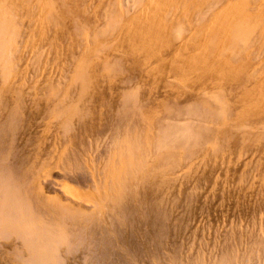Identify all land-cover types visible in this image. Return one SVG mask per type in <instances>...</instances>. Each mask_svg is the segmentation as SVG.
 I'll use <instances>...</instances> for the list:
<instances>
[{
    "label": "rangeland",
    "instance_id": "1",
    "mask_svg": "<svg viewBox=\"0 0 264 264\" xmlns=\"http://www.w3.org/2000/svg\"><path fill=\"white\" fill-rule=\"evenodd\" d=\"M55 1L67 11L45 39L52 29L58 42L32 38L26 6L0 48V264H264V27L246 22L250 40L222 49L223 64L246 58L215 75L217 91L236 90L223 120L200 94L214 54L192 73L191 49L130 38L81 67L75 22L102 18L108 1Z\"/></svg>",
    "mask_w": 264,
    "mask_h": 264
},
{
    "label": "bare ground",
    "instance_id": "2",
    "mask_svg": "<svg viewBox=\"0 0 264 264\" xmlns=\"http://www.w3.org/2000/svg\"><path fill=\"white\" fill-rule=\"evenodd\" d=\"M90 1H92V3H94L96 0H90ZM102 1H103V3L108 1L107 2L108 9H106L107 11H106V13L104 12V15L102 14L103 15L102 18H96L95 20L92 19L93 20L92 21V20H89V19L87 20V18H88L87 17V18H85L86 21L84 19L83 23H82L81 19H80L81 22H78V21L75 22V24L78 25L77 26V33H78L79 36L81 35V38H82V41H83L82 44L84 45V49H85L84 50L85 57H82L83 64L82 63L80 64L81 67H82V65L87 64V62L90 61V59H92V57H96V54H97L96 51L99 50V49L101 50L103 43L105 44L103 47H108V46H106L107 42L113 43V46H114L115 44L119 45V43H121V42H128V41H130V38H132L131 39V43L134 42L135 44H139V45H137V47H139L142 44L145 45V43H147V42L150 43V41H151V43H152V41L154 43L156 40H159V38L162 40V37H164L165 40L164 39L163 40L165 41L164 43L166 44V49L171 54L173 53V55L176 52V51H174V47L175 46H177L179 49L184 47V46H185L184 48L191 49V51L189 50V53L186 52V55H183V53L179 50L180 51V55L182 53V55L184 57L182 56L183 57V59H181L182 61L181 60L178 61L179 65H180V61H181L183 63V64L181 63L182 66L184 65L185 68L190 69L191 70L190 72H192L193 70H195V72H196V70H200L201 71L202 68L200 66H202V65L200 63H201V60L203 59V58L201 59V56L212 57V55L214 54L213 57H215V59L212 58L213 61H211L212 62L211 66L209 65L210 68L206 69L207 71L205 73H203L204 75H206L205 79L207 78L206 80H208V78H209L210 82L205 85L204 81H202L203 88L202 87L201 88L203 90H202V93H200V94H203L204 91H208L211 94L210 98H211V100L214 99V107H217L216 110L219 112V113L218 112H216V113L218 115H220V118L223 119V120L227 118V115L230 113L229 111L231 109H233V110L235 109V108H230L231 106L229 107V105H227L225 103V100H226V98H227V96L229 94L231 95V97L229 96L230 100L231 99H235V101H236V99H237L235 97L236 93L235 94H231V92L233 93V91L235 89H232L233 91L230 89L229 90L230 93L225 94V92H222L223 91L222 88L221 89L219 88L218 91L215 89V87L218 88L217 87L218 83L216 84L215 82L219 81L218 78H220V75L223 73V70L225 71L229 67H232V68L234 67L235 68V65L239 64V63H235V65L233 66L235 61L232 62L233 64H231V63H228L230 60L233 61L235 58H238V56L239 57L241 56L244 59H246V58L242 55V53L240 54V52H238L239 55H237L236 57H235V55H233L232 56V57H234L233 59L230 58V59H228L229 61L226 60L227 62H224V64H223L222 60H225V59H220V56L221 57L223 56L221 53H223L222 49L224 47H226V49H228L229 47L231 48L230 45L232 43L235 42V44L236 43L238 44V41L242 42L240 40H243V39L245 40V38H243V35H244V37H248L249 39L248 38L247 39L250 40V37L252 35L249 34V35H251L250 37L249 36H245V33L247 35H248V33L245 32V30L243 29V28L246 27L245 26L246 22L250 23L249 21H252V25H253V22L255 24L257 22L258 23L257 24L258 27H259V25H260L261 28L264 27V2H263V0H137V1L135 0V2L137 3V6H135V10L134 11L131 8H129V6H127V1L124 2V0H105V1L101 0V2ZM55 2H56L55 0H0V48L3 47L4 45H6L7 42L9 43L10 41H13L15 39L14 35H15V33L17 35V32H16L15 29L13 30L12 28L17 26L18 24L21 25V26L18 25L17 27H25V26H22L20 21L23 19V17H27L28 14L32 15V16L28 15V17H32V19L30 18V19L27 20V21L30 20L28 22V24L30 22H31V24L33 23V26H30L31 28H28V30L29 29L32 30V28H34V27H35L34 30H38V33H36V35L34 34V37H32V38H34V40H35V36H37V34H39V36H37L38 39H40L41 41L49 40L50 45L53 42L54 43L58 42V41H56V42L54 41V39H56V37H57L56 36L57 33L55 34V32H53L52 34L53 35L55 34V35L54 36L52 35L53 37L51 36L50 32L52 31V29H51V31L49 30L50 31L49 32L50 38L45 39L46 37H48V33H47L48 31H47L46 28L50 27L49 23H51V27L50 28H53L52 25L54 24V22L52 24V21L54 19H56L58 17V15L63 20L64 17H62V16L67 11L65 9V7H63L64 8L63 9L61 6H58L56 4L57 2L56 3ZM82 2L85 3V0H72L71 3L69 2L68 5H70V4L71 5L72 4H78V3H82ZM66 3H65V5L67 6ZM100 3H98V4H100ZM101 5H102V3H101ZM96 6H97L96 8L99 9L98 5H96ZM60 7H61V9H60ZM24 8H25L24 12H26V10L27 11L30 10V11H28L29 13L27 12L28 14L23 12ZM70 8H71V6H70ZM72 8H75V5ZM77 8H76V10H77ZM82 8L84 9V8H86V6L84 7L83 4H82ZM101 9H100V11H101ZM223 9H226V11H224ZM102 11H103V9H102ZM104 11H105V8H104ZM18 12H23L24 14L19 13V15H18ZM69 12H70V10H69ZM78 12H80V11H78ZM75 13H77V11L74 12V14ZM71 14H72V12H71ZM66 15H67V13H66ZM76 15H79V14H75V16ZM80 15H81V12H80ZM15 16H19V18L21 20L17 17L19 22L16 21L15 20ZM100 17H101V15H100ZM65 18H67V16ZM69 19H70V17H69ZM61 22H63V21H61ZM63 23L62 24L60 23V25H63ZM55 24H58L57 20H56ZM87 25L91 26L90 28H92V30H91L92 34L89 33L90 29H87V27H86ZM26 26H28V25H26ZM74 26H76V25H74ZM250 26H251V24H250ZM59 27H61V26H59ZM135 28H137L136 30L140 29V34L138 36L134 35L135 37H137L136 39L133 38L134 37L133 35H131V33L134 31ZM11 30L15 31V33H13ZM19 30L20 29H18V31ZM59 31H57V32L59 33ZM254 31H256V30H254ZM241 32H244V33H241ZM19 33L20 32H18V36H19ZM26 33H24V35ZM32 33H34V32H32ZM46 33H47V35H46ZM61 33L58 34V35L62 36ZM106 33H109L108 34L109 35L108 38L105 37ZM110 34H112V35L110 36ZM30 35H32V34H30ZM108 35H106V36H108ZM240 35L242 37H240ZM37 37H36V39H37ZM52 38H54V39L52 41H50ZM59 38H60V36H59ZM72 39H73L72 41L76 40L73 37H72ZM262 39H264V38L262 37V38H260L258 40H260V42H262L263 41ZM56 40H59V39H56ZM69 40H71V39H69ZM256 40H257V38H256ZM36 41H34V42H36ZM38 41H37V43L40 44V42H38ZM80 41H81V39H80ZM162 41L160 42V45L163 44ZM230 42H231V44L229 45ZM253 42H255L254 39H253ZM253 42L251 44H253ZM37 43H35V45ZM47 43H45V45ZM149 43H147V44L149 45ZM246 43H247V40H246ZM41 44H43V43L41 42ZM41 44H40V49H41ZM43 45H42V48H43ZM45 45H44V47H46ZM187 45L190 46V47H187ZM228 45H229V47H228ZM124 46L127 47V45H125V44H124ZM131 46H133V47L129 46L131 49L134 48V44L131 45ZM146 47H148V46H146ZM162 47H164V46H162ZM239 47H241V45L240 46L238 45V49H239ZM36 48H38V47H36ZM184 48H183V50H184ZM232 48L236 49L237 47H232ZM115 49L117 50V48H115ZM118 49L121 50L119 47H118ZM260 49H261V46H260ZM262 49H263V47H262ZM164 50H165V48H164ZM171 50H173L174 52H172ZM224 50H225V48H224ZM260 51H262V50H260ZM260 51L258 53H260ZM0 52H1V50H0ZM236 52H237V49H236ZM236 52H234V53H236ZM246 52H247V50H246ZM120 53H121V51H120ZM170 53H168V55ZM177 53H178V50H177ZM207 53L208 54H212V55L210 56ZM232 53H233V50H232L231 54ZM2 54H1V56H2ZM243 54H245V53H243ZM176 56L177 55H175V57ZM251 57H253V56H251ZM176 58L177 59L175 61L177 62L178 57H176ZM223 58H225V57L223 56ZM243 58H241V59H243ZM155 59H157V58H155ZM179 59H180V57H179ZM241 59H239V60L237 59L236 61L237 62L239 61L240 63H243L244 60L242 61ZM5 60H7V59H5ZM148 60H150V59H148ZM173 60H174V58H173ZM251 60H253V58H251ZM245 62H247V60H245L244 63ZM244 63H243V67H245ZM252 63H253V61H252ZM174 64L178 66L177 70H180V66L178 64H176L175 62H174ZM240 66H242V64H240ZM198 67H200L201 69L200 68L197 69ZM171 68H173V67H171ZM185 68L182 67V69H184L183 72L185 71ZM205 68H206V66L204 67L203 71H205ZM237 68L238 67L236 66V69ZM188 69H187V71H188ZM221 70H222V72H221ZM227 71H228V69H227ZM237 71L239 72V69L236 70V72ZM219 72H221V74H219ZM240 73H242V72H240ZM240 73H238V74H240ZM216 74H217V76H219L218 78H215ZM214 79H216V80L218 79V81H214ZM201 88H200V91H201ZM238 92H237V94H238ZM209 93H208V96L210 95ZM240 93H242V92H240ZM242 95H244V94H242ZM206 96H207V94H206ZM244 98L245 97H243V99ZM238 99H241V97L239 96ZM243 101L244 100H242L241 104H240V102H238L239 103L238 105L233 101L234 104H236L238 106L237 107L236 105H234V107L237 108L236 110H238L239 108L242 109L243 106L245 107L244 104H246V102L244 101V103H243ZM228 103H229V101H228ZM261 104H262V101H261ZM236 110H235V113L237 112ZM213 114H215V113H213ZM250 114L251 113L249 112V116H247L245 119H247L248 117H252L253 114L252 115H250ZM235 115L237 117H241V115L238 114L239 115L238 116L237 113ZM243 117H245V116H243ZM239 120H236V122H234L235 120L233 121L234 125L236 126V128L238 127L237 125H240L243 122H246V120L245 121H243V120L239 121ZM234 125H232V126H234ZM230 129H232V127ZM70 207L71 208H69V209L73 208L72 206H70ZM73 211L75 212L76 210L74 209ZM71 213H72V210H71ZM51 242H53V241H51Z\"/></svg>",
    "mask_w": 264,
    "mask_h": 264
}]
</instances>
